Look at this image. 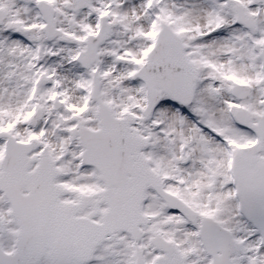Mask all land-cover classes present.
<instances>
[{"label":"snow or ice","instance_id":"1","mask_svg":"<svg viewBox=\"0 0 264 264\" xmlns=\"http://www.w3.org/2000/svg\"><path fill=\"white\" fill-rule=\"evenodd\" d=\"M0 264H264V0H0Z\"/></svg>","mask_w":264,"mask_h":264}]
</instances>
